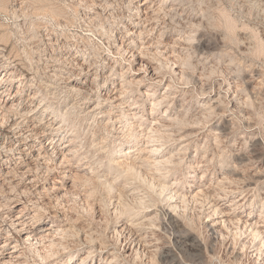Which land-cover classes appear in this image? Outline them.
I'll list each match as a JSON object with an SVG mask.
<instances>
[{"label": "clouds", "instance_id": "clouds-1", "mask_svg": "<svg viewBox=\"0 0 264 264\" xmlns=\"http://www.w3.org/2000/svg\"><path fill=\"white\" fill-rule=\"evenodd\" d=\"M0 264H264V0H0Z\"/></svg>", "mask_w": 264, "mask_h": 264}]
</instances>
